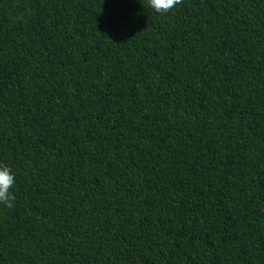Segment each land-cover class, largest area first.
<instances>
[{
	"label": "trees",
	"instance_id": "16d2710c",
	"mask_svg": "<svg viewBox=\"0 0 264 264\" xmlns=\"http://www.w3.org/2000/svg\"><path fill=\"white\" fill-rule=\"evenodd\" d=\"M0 264H264V0H0Z\"/></svg>",
	"mask_w": 264,
	"mask_h": 264
},
{
	"label": "clouds",
	"instance_id": "9594fccd",
	"mask_svg": "<svg viewBox=\"0 0 264 264\" xmlns=\"http://www.w3.org/2000/svg\"><path fill=\"white\" fill-rule=\"evenodd\" d=\"M183 0H149V6L155 12L165 14L182 4ZM15 185V176L7 165L0 164V204L7 208L14 206L15 195L12 189Z\"/></svg>",
	"mask_w": 264,
	"mask_h": 264
}]
</instances>
